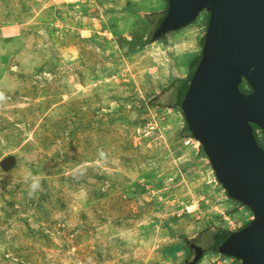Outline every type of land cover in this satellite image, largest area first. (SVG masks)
<instances>
[{"label":"rangeland","instance_id":"374dc122","mask_svg":"<svg viewBox=\"0 0 264 264\" xmlns=\"http://www.w3.org/2000/svg\"><path fill=\"white\" fill-rule=\"evenodd\" d=\"M159 2L155 16L152 0H0V28L22 41L0 65V264H212L221 231L255 220L173 97L202 56L207 13L158 37ZM64 18L86 39L65 38ZM138 27L156 59L121 41Z\"/></svg>","mask_w":264,"mask_h":264},{"label":"water","instance_id":"95a60500","mask_svg":"<svg viewBox=\"0 0 264 264\" xmlns=\"http://www.w3.org/2000/svg\"><path fill=\"white\" fill-rule=\"evenodd\" d=\"M158 37L180 32L207 13L202 61L182 102L187 130L203 148L229 200L255 220L231 233L224 256L264 264V0H166ZM245 82L250 91L243 93Z\"/></svg>","mask_w":264,"mask_h":264},{"label":"crops","instance_id":"0c3cea01","mask_svg":"<svg viewBox=\"0 0 264 264\" xmlns=\"http://www.w3.org/2000/svg\"><path fill=\"white\" fill-rule=\"evenodd\" d=\"M154 1V4L156 5V10H154V12L156 13L155 16L161 15V12L163 10L164 5L162 3L159 2V0H152ZM68 18V17H67ZM67 18H64V21L62 22V27L65 30L64 34H65V38L67 37L66 33H77L81 36V39H86L84 38L82 35L83 33H87L88 31L85 28L80 27V22H76L74 24V26L72 27V30L70 29V22H65ZM164 18V17H163ZM34 22H31V24ZM33 27V26H32ZM139 29V27L137 29H135L132 33H131V38H123V40H121L124 44V42H129L132 40V34L137 31ZM30 33H35V29L30 31ZM12 44H15V46H13L12 48H10V46ZM22 45V41H21V35H19V31L17 29L11 30L9 28H0V65H2L5 61L7 60H11L13 59L15 56H18V51L20 50ZM4 46H7L9 48H3ZM128 48V47H127ZM181 249L180 246H183V249H187V244H180V245H175L172 247H168L165 250H162L160 253V258H162V254L164 255V253L169 250V248L171 249H175L176 247H178ZM187 259V255L185 256L184 254H181L178 256V258L174 259V260H170L169 263L164 262L162 259H160V261L158 260L159 263L161 264H176L177 262L182 261L183 259ZM142 260V261H141ZM141 260H138V262L136 261L133 264H154L151 262L150 258H143ZM185 261V260H184ZM157 262V263H158Z\"/></svg>","mask_w":264,"mask_h":264},{"label":"trees","instance_id":"16d2710c","mask_svg":"<svg viewBox=\"0 0 264 264\" xmlns=\"http://www.w3.org/2000/svg\"><path fill=\"white\" fill-rule=\"evenodd\" d=\"M169 12V10H168ZM168 14V13H167ZM167 16V15H166ZM165 16V18H166ZM165 20V19H164ZM147 30L145 29H141V30H138V31H135L133 34H132V40L129 41V42H125V44L127 45V47L129 48V51L130 52H140V51H143L144 49H146L148 46H150V42L149 39L147 38ZM204 42V40L202 41V43ZM119 46L122 48V46L119 44ZM202 61V56L201 58L199 59V61L196 63V65L193 67V70H192V76L194 74V71L199 67L200 63ZM192 76H191V79L189 80L188 83L182 85V87H178L175 92H173V97L176 98L177 100V104H178V107H180L182 109V102L185 98V95L187 93V90L191 84V81H192ZM245 87H247L248 89H246ZM240 90L241 92L243 93H248L250 91V88L249 86L243 82L241 85H240ZM252 128H253V134L256 136V132L255 130L258 129V127H256L255 125L251 124ZM191 136V135H190ZM257 143H258V140H257ZM259 145V143H258ZM264 148V146H261ZM240 205V204H239ZM241 206V205H240ZM234 212H230V216L233 215ZM231 235V233H227V232H224V231H221V235L219 237H216L215 241H213L212 244L216 245V254H223L224 255V249H225V243L227 241V239L229 238V236ZM181 249H183V246H180ZM188 253H189V250H188ZM208 255V254H206ZM205 255V256H206ZM187 259L189 258V254H187Z\"/></svg>","mask_w":264,"mask_h":264},{"label":"built area","instance_id":"2783aa9c","mask_svg":"<svg viewBox=\"0 0 264 264\" xmlns=\"http://www.w3.org/2000/svg\"><path fill=\"white\" fill-rule=\"evenodd\" d=\"M258 131H261V132H263L262 130H258ZM258 131H256V135H257V132ZM264 133V132H263ZM192 141L193 142H195V140L194 139H192ZM191 141V142H192ZM191 142H187V145H190L191 144ZM199 145V144H198ZM217 260V261H216ZM216 260H213L212 261V264H229V262H231V261H233L231 258H228V257H226V256H224V255H222V254H218V256L216 257Z\"/></svg>","mask_w":264,"mask_h":264},{"label":"bare ground","instance_id":"6f19581e","mask_svg":"<svg viewBox=\"0 0 264 264\" xmlns=\"http://www.w3.org/2000/svg\"><path fill=\"white\" fill-rule=\"evenodd\" d=\"M13 46H15V44H12L11 46H10V48H12ZM3 48H9V47H7V46H4ZM141 53V52H140ZM147 54H150V57H153V59H156L157 58V55L159 54V52H158V50L156 49V46L155 47H153V46H151V47H147L146 49H144L143 51H142V55H147Z\"/></svg>","mask_w":264,"mask_h":264},{"label":"clouds","instance_id":"9594fccd","mask_svg":"<svg viewBox=\"0 0 264 264\" xmlns=\"http://www.w3.org/2000/svg\"><path fill=\"white\" fill-rule=\"evenodd\" d=\"M39 188V181L33 177L32 183L30 184L29 195L33 194Z\"/></svg>","mask_w":264,"mask_h":264}]
</instances>
